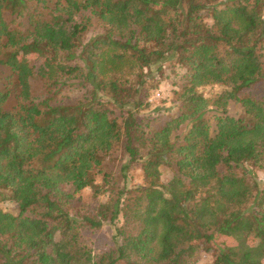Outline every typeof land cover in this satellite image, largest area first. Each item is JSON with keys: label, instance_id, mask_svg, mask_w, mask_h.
<instances>
[{"label": "trees", "instance_id": "16d2710c", "mask_svg": "<svg viewBox=\"0 0 264 264\" xmlns=\"http://www.w3.org/2000/svg\"><path fill=\"white\" fill-rule=\"evenodd\" d=\"M263 8L0 0V203L17 207H0V264H188L203 245L212 264H264ZM166 71L175 109L143 115ZM104 225L119 243L95 254L82 230Z\"/></svg>", "mask_w": 264, "mask_h": 264}, {"label": "rangeland", "instance_id": "374dc122", "mask_svg": "<svg viewBox=\"0 0 264 264\" xmlns=\"http://www.w3.org/2000/svg\"><path fill=\"white\" fill-rule=\"evenodd\" d=\"M154 14L160 16L162 19H164L167 22H171L174 20V16L172 13H170L166 8L164 7H154L153 11ZM263 17H264V8L262 11ZM207 23H210L208 19H206ZM100 26L99 23L92 18L88 31L85 36V40L89 39L90 37L100 33ZM31 63L30 64H37V61H34L33 57H29ZM156 75L160 76V73L157 74L156 71L154 72ZM168 72L166 71V74L164 76L161 75V85L158 87V89L153 90L150 92L148 102L153 105V108L151 107L148 112H143V115L146 116H151L153 115L152 109L155 107H161L162 109H175V105H172L171 102H174V89L171 85V80L170 78L167 77ZM181 74V73H180ZM220 89L218 87H207L204 91L205 93H216ZM66 95H69L67 98L71 99L72 98V93H64ZM240 113V108L238 106H232L229 109V114L237 116ZM215 112H209L207 116L209 117V122L211 126L213 127L214 125V119L213 116L215 115ZM184 127H182L178 132L177 135L180 134L183 131ZM125 158L123 157V154L119 148H116L110 155V158H108L105 162V168L106 170L111 171L112 173H116L120 166L125 163ZM161 174H162V179L164 181H167L171 178V173L169 170L165 167H161ZM260 179H263V175L259 173L258 175ZM98 182V181H97ZM142 184V176L141 172L138 168V166L132 167L130 170L127 171V184L126 186L128 188L134 187L137 185ZM81 197L83 200H88L90 197V189L86 188L84 191L81 192ZM102 201L104 198H100ZM0 207L3 211L8 212L10 214H16L17 213V207L15 204L4 201L0 203ZM118 225V224H117ZM116 225V226H117ZM116 226H110V225H104L101 229L99 230H89V229H83L82 230V236L85 241V243L91 248V250L97 254L103 251H106L108 249H112L115 247L116 243H119V240L114 237V227ZM216 243L218 245L228 243L230 244V241L227 242L226 239L224 238H219ZM216 244V245H217ZM206 247L205 245H203ZM200 249L195 257H193L188 264H212L214 260V253H209L206 252L204 249Z\"/></svg>", "mask_w": 264, "mask_h": 264}]
</instances>
